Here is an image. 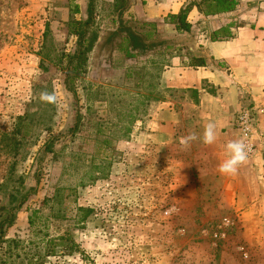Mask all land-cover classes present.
<instances>
[{
    "label": "rangeland",
    "instance_id": "1",
    "mask_svg": "<svg viewBox=\"0 0 264 264\" xmlns=\"http://www.w3.org/2000/svg\"><path fill=\"white\" fill-rule=\"evenodd\" d=\"M114 1L95 2L93 47L70 92L63 55L75 51L76 38L66 23L71 5L86 20L88 1L0 0V220L26 197L5 230L0 264H264V173L247 160L236 175L220 174L229 154L200 141L182 148L184 128L165 145L146 134L153 106L170 101L179 111L194 97L165 88L162 72L176 49L190 57L188 45L212 19L194 8L197 35L158 21L156 43L172 49L127 58ZM239 1L242 14L226 21L256 26L264 0ZM143 5L128 0L123 16L137 33L151 22ZM44 90L57 105L40 101ZM82 208L91 210L87 218Z\"/></svg>",
    "mask_w": 264,
    "mask_h": 264
},
{
    "label": "crops",
    "instance_id": "2",
    "mask_svg": "<svg viewBox=\"0 0 264 264\" xmlns=\"http://www.w3.org/2000/svg\"><path fill=\"white\" fill-rule=\"evenodd\" d=\"M141 1L146 21L158 22L168 14L178 13L187 0L184 3L178 0ZM242 12L243 6H240L236 12L209 18L213 27L189 49L190 57L185 48L179 49V56L171 65L164 67L161 82L165 88L194 92L195 96L186 95L179 111L170 101L153 106L146 134L154 143L165 145L167 138L173 139L176 126L180 134L184 128L202 136L204 126L212 121L218 135L216 142L208 147L219 154H229L226 143L240 139L234 126L237 114L242 107L254 106L261 110L254 137L257 150L247 165L257 175L264 173V12L255 14L256 26L230 27L228 32L231 36L226 37L222 33L218 41H212L210 37L232 23L226 21L228 16ZM191 15L198 17L196 11ZM240 19H246V16ZM246 193L253 195L255 191Z\"/></svg>",
    "mask_w": 264,
    "mask_h": 264
},
{
    "label": "trees",
    "instance_id": "3",
    "mask_svg": "<svg viewBox=\"0 0 264 264\" xmlns=\"http://www.w3.org/2000/svg\"><path fill=\"white\" fill-rule=\"evenodd\" d=\"M88 1V10L86 20H77L74 18L75 15L81 13L80 7L78 5H71L69 10L70 20L66 23L68 27V34L76 38V49L72 54L63 55L67 59L66 64V79L65 85L67 90L74 92L71 87L73 80L71 75L78 77L81 74L85 73V64L88 61V54L91 52L93 47V42L87 39V34L94 22V11H95V2L96 0H87ZM128 6V0H115L113 7L117 15L116 18L120 23V29L118 30L120 34H125L122 39V43L119 46V50L123 51L127 58H136L139 55L146 54L147 52L156 49L157 47H165L164 51L172 49V45L166 42L156 43V37L158 34V26L156 22H143L142 26L148 28L143 33H137L131 30L128 26L125 25L123 16L126 12V7ZM240 7L239 0H200L199 2L191 3L186 7L181 8L178 13L168 14L164 19V24L174 26L176 32L182 34L186 33L193 35V23L189 20L190 15L195 10H198L199 13H202L206 18H211L217 15L233 13L238 10ZM228 27L222 32H214L210 37L212 41H218L220 35L223 33L226 37H230L231 34L228 32L230 27H238L236 23H231L227 25ZM48 27V26H47ZM49 29V28H47ZM228 33V34H227ZM117 34V33H116ZM222 36V37H225ZM193 47L188 45V50ZM179 50V49H176ZM193 61V60H192ZM194 94V92H192ZM195 96V94H194ZM50 144L46 145V149L50 148ZM26 197L21 199V203L18 208H20ZM18 208L13 209H4L5 215L4 218L0 220V246L6 242L5 239V230L13 226L16 221V213ZM81 211L86 212L85 218H87L91 210L81 209ZM1 263V262H0ZM3 263V262H2ZM29 264H44L41 259L36 262L30 261Z\"/></svg>",
    "mask_w": 264,
    "mask_h": 264
},
{
    "label": "clouds",
    "instance_id": "4",
    "mask_svg": "<svg viewBox=\"0 0 264 264\" xmlns=\"http://www.w3.org/2000/svg\"><path fill=\"white\" fill-rule=\"evenodd\" d=\"M39 99L46 104L57 105L58 103L55 92H49L47 90L39 94ZM217 135L216 124L209 121L204 126L202 136H198L196 133H189L187 136L180 138L179 144L182 148H188L196 141H200L204 145H212L216 142ZM226 148L230 154L229 158L218 166V171L222 175L234 176L238 173L239 168L247 163L251 146L246 144L243 139H233L226 143ZM189 195H191V193ZM173 211H175L173 208L167 209L165 214H171Z\"/></svg>",
    "mask_w": 264,
    "mask_h": 264
},
{
    "label": "built area",
    "instance_id": "5",
    "mask_svg": "<svg viewBox=\"0 0 264 264\" xmlns=\"http://www.w3.org/2000/svg\"><path fill=\"white\" fill-rule=\"evenodd\" d=\"M259 112V109L254 106L242 107L234 121V126L240 134V139H243L246 144L251 146L248 153V160L255 155L257 150L254 137Z\"/></svg>",
    "mask_w": 264,
    "mask_h": 264
}]
</instances>
